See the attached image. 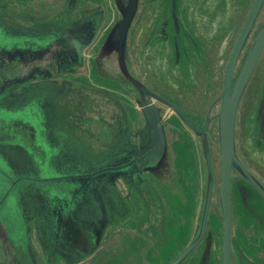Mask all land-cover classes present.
<instances>
[{"label": "flooded vegetation", "instance_id": "1", "mask_svg": "<svg viewBox=\"0 0 264 264\" xmlns=\"http://www.w3.org/2000/svg\"><path fill=\"white\" fill-rule=\"evenodd\" d=\"M130 1L0 0V24L55 37L64 65L12 94L10 106L29 115L5 132L17 142L0 146V172L22 201L9 216L25 226L11 247L35 263L56 250L53 264H264V0H135L123 29ZM246 27L228 91L248 66L233 127L228 263L219 114ZM70 219L85 230L79 246L64 238ZM12 222L0 233H14Z\"/></svg>", "mask_w": 264, "mask_h": 264}, {"label": "water", "instance_id": "2", "mask_svg": "<svg viewBox=\"0 0 264 264\" xmlns=\"http://www.w3.org/2000/svg\"><path fill=\"white\" fill-rule=\"evenodd\" d=\"M136 2L135 0H131L129 6L127 8V12L125 17L123 18V22L121 24V28H126L129 24V18L131 17ZM250 20L247 22L249 25ZM247 32V27L243 31V35L240 37L234 54L229 63L228 73L226 75L225 86L223 95L224 96V104L223 111L219 114L222 119V140H223V165H224V175H223V184H222V193L225 196V245H226V260L229 263V245H230V235H231V210L229 207V185H230V167L231 161L235 156L234 153V136H233V127H234V118L236 114V106L240 100L242 91L246 84L247 79L249 78L248 74V66L244 67L241 74L237 78L235 83L234 91L231 95L228 94V91L232 85V72L234 68V64L236 61V57L238 52L240 51V47L244 36ZM263 41L257 44L255 48L254 56L251 60V67H254L256 63V59L262 49ZM60 47V48H59ZM63 48L58 44L57 39L51 36L41 37V35H35L33 38H29L24 30H10L6 29L4 25L0 24V146L3 148V144H7L11 146L17 142V136L12 140L5 133L9 131L10 134H15L17 132L18 122L21 120H28L27 111L16 110L13 108L12 99H14L13 91L20 85L26 84L31 79L41 78L45 76H49L50 74L57 73L64 65H62L63 61L59 57L60 52H62ZM10 95V97L8 96ZM228 96L231 98L228 102ZM12 98V99H11ZM229 103V106H227ZM16 121V122H15ZM18 121V122H17ZM151 122V121H149ZM160 135L156 138V140L160 143V149L163 151L165 149V136L162 128H160ZM6 134V135H5ZM10 139L11 141H9ZM5 147V145H4ZM10 149V148H9ZM4 154L0 148V157ZM210 164V160H209ZM0 165L1 161H0ZM114 168V167H113ZM1 171V170H0ZM94 174V173H93ZM116 174H112L109 176V182L114 184L116 179ZM25 180H29L28 178ZM93 178L89 179V181L93 182ZM34 182V181H33ZM4 184V185H3ZM7 184V174L4 175L0 172V222L6 226L7 221L13 220L12 229H15L14 233L8 235L7 233H0V264H46L41 259L35 263V261L27 255L23 250H19V248L11 247V244L18 243V239L24 236L23 229L25 230L24 222L21 220L10 219L9 215L17 214L19 209H21V202H16L14 191L8 192ZM6 186V193L4 196L3 189ZM1 188L2 191H1ZM34 188V187H33ZM211 196L210 194L207 197L205 209H204V217L202 220L201 226V234L204 232L207 218L210 210ZM19 205V206H18ZM9 207L8 210L4 208ZM20 207V208H19ZM4 209V210H3ZM68 211V210H67ZM65 211V212H67ZM34 222V221H30ZM104 222V220H103ZM37 224H40V221H37ZM66 226H70V232L68 235H65L64 238L73 242L71 245H81L78 241L81 239H85L86 233L83 228L75 229L73 225V220H68L67 223H64ZM29 228L30 225H29ZM98 233L97 241L100 238V232L98 227L96 228ZM10 238V239H9ZM73 239V240H72ZM71 240V241H70ZM31 242V241H30ZM62 244V242H59ZM70 244V243H68ZM33 245V243H32ZM31 251V248H29ZM19 250V251H18ZM85 249L84 252H86ZM54 252V257L51 258L52 253ZM37 255L35 251L30 252ZM52 253L47 257V264H53L57 259V252L52 251ZM87 253V252H86ZM187 251L185 252V254ZM185 254H183L179 259H181ZM30 255V256H31Z\"/></svg>", "mask_w": 264, "mask_h": 264}, {"label": "rangeland", "instance_id": "3", "mask_svg": "<svg viewBox=\"0 0 264 264\" xmlns=\"http://www.w3.org/2000/svg\"><path fill=\"white\" fill-rule=\"evenodd\" d=\"M100 81H102V82H104V80H101V79H99ZM118 181L119 180V178L117 177L116 179H115V181ZM95 182V181H94ZM97 182V181H96ZM94 194H95V192H94ZM94 194H92L93 196H96V195H94ZM56 251V250H55ZM57 252V251H56ZM58 253V252H57ZM58 256H59V254H58ZM51 257H53V258H55L54 257V252L52 253V256ZM46 263V262H45ZM47 264V263H46Z\"/></svg>", "mask_w": 264, "mask_h": 264}]
</instances>
